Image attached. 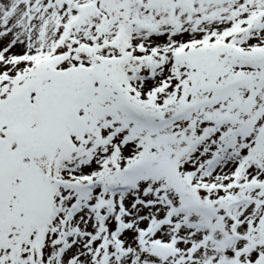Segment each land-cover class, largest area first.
I'll list each match as a JSON object with an SVG mask.
<instances>
[{"label": "snow or ice", "instance_id": "1", "mask_svg": "<svg viewBox=\"0 0 264 264\" xmlns=\"http://www.w3.org/2000/svg\"><path fill=\"white\" fill-rule=\"evenodd\" d=\"M0 264H264V0H0Z\"/></svg>", "mask_w": 264, "mask_h": 264}]
</instances>
